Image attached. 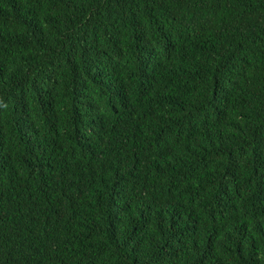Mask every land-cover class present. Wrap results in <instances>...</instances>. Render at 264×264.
<instances>
[{"label": "trees", "instance_id": "trees-1", "mask_svg": "<svg viewBox=\"0 0 264 264\" xmlns=\"http://www.w3.org/2000/svg\"><path fill=\"white\" fill-rule=\"evenodd\" d=\"M0 264H264V0H0Z\"/></svg>", "mask_w": 264, "mask_h": 264}]
</instances>
